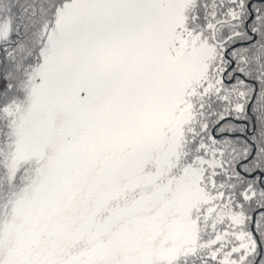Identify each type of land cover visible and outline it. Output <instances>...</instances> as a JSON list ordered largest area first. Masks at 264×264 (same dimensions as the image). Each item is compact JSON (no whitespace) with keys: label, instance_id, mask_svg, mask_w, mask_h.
I'll use <instances>...</instances> for the list:
<instances>
[{"label":"snow or ice","instance_id":"1","mask_svg":"<svg viewBox=\"0 0 264 264\" xmlns=\"http://www.w3.org/2000/svg\"><path fill=\"white\" fill-rule=\"evenodd\" d=\"M0 264H264V0H0Z\"/></svg>","mask_w":264,"mask_h":264}]
</instances>
